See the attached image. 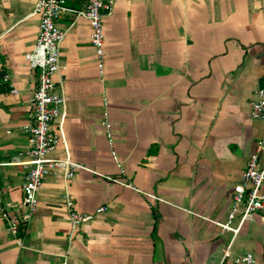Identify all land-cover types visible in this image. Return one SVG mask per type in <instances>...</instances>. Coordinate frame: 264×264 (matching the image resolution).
<instances>
[{"label":"crops","instance_id":"1","mask_svg":"<svg viewBox=\"0 0 264 264\" xmlns=\"http://www.w3.org/2000/svg\"><path fill=\"white\" fill-rule=\"evenodd\" d=\"M34 2L0 0V210L12 220L25 210L26 168L10 161L27 158L23 125L38 84L24 58L38 35ZM85 3L66 0L76 9ZM102 24L100 77L88 21L72 14L57 21L66 32V70L55 81L66 110L63 140L49 155L92 171L76 170L66 183L59 172L47 176L35 214L16 233L0 216V264H236L247 252L264 264V212L250 214L235 234L214 224L226 222L264 133L249 114L264 87V0H114ZM105 114L125 177L163 201L95 173L119 174ZM65 191L78 211L105 210L71 233Z\"/></svg>","mask_w":264,"mask_h":264},{"label":"built area","instance_id":"2","mask_svg":"<svg viewBox=\"0 0 264 264\" xmlns=\"http://www.w3.org/2000/svg\"><path fill=\"white\" fill-rule=\"evenodd\" d=\"M114 0H86L83 8L69 7L66 0H35L29 15L39 17L38 35L31 50L25 52L24 58L32 69L37 70L38 84L31 96L32 110L23 131L28 135L29 147L26 151L27 158L18 160L13 158L10 163L21 164L26 168L22 185V204L25 210L18 219L12 220L5 210H0V216L7 220L8 230L16 233L20 224L26 225L35 214L38 207L37 193L43 185L44 179L54 173H61L64 182H68L76 170H88L87 166L72 160L68 155L64 158L52 157L49 154L63 140L62 121L66 110V97L62 89H57L55 78L60 77L66 66L60 61V48L65 37V30L57 25L58 19L65 14H72L73 20L84 17L90 25V42L95 53V63L98 75L102 77L105 71L106 54L104 50V28L102 24L103 11L112 9ZM4 82L9 81V75L4 74ZM12 86V85H11ZM62 88V87H61ZM12 93L17 89L12 86ZM256 97L250 101V117L259 119L264 124V87L256 90ZM58 120L57 132L52 131L53 121ZM104 125L110 156L114 161L118 175H102L108 180L129 188L147 198L163 201L152 192L138 188L132 180L124 175V169L113 147L111 123L107 114L104 115ZM6 130V133H9ZM63 202L66 208V219L71 233L76 232L83 224L91 221L97 213L105 210L99 206L95 211L81 212L74 206L72 197L65 191ZM255 212H264V133L257 141L255 151L246 162L241 180L234 186L232 205L227 215L226 222L214 221L222 230L232 231L234 234L247 217ZM236 214H240L235 227L231 225ZM230 256V245L223 251V258ZM236 264H257L254 255L247 252L233 258Z\"/></svg>","mask_w":264,"mask_h":264},{"label":"water","instance_id":"3","mask_svg":"<svg viewBox=\"0 0 264 264\" xmlns=\"http://www.w3.org/2000/svg\"><path fill=\"white\" fill-rule=\"evenodd\" d=\"M17 208H19V206H17ZM17 213L19 214L20 213V210H18Z\"/></svg>","mask_w":264,"mask_h":264}]
</instances>
